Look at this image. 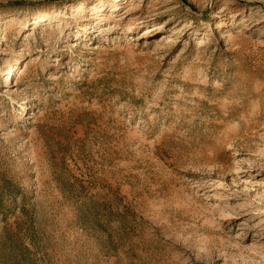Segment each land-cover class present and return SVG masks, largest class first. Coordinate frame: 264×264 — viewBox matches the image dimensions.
<instances>
[{"label":"rangeland","instance_id":"374dc122","mask_svg":"<svg viewBox=\"0 0 264 264\" xmlns=\"http://www.w3.org/2000/svg\"><path fill=\"white\" fill-rule=\"evenodd\" d=\"M0 264H264V0H0Z\"/></svg>","mask_w":264,"mask_h":264}]
</instances>
